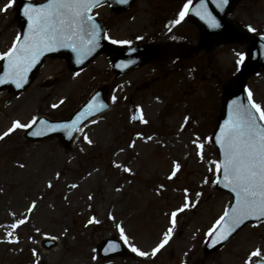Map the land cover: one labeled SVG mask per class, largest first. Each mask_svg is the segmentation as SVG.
I'll list each match as a JSON object with an SVG mask.
<instances>
[{
    "label": "rangeland",
    "instance_id": "obj_1",
    "mask_svg": "<svg viewBox=\"0 0 264 264\" xmlns=\"http://www.w3.org/2000/svg\"><path fill=\"white\" fill-rule=\"evenodd\" d=\"M21 2L11 0L4 11L10 0H0V55L21 33L16 17ZM186 3L137 0L120 14L108 5L95 11L108 25L109 37L157 50L156 59L122 77L113 73L109 55L76 74L65 59L47 58L25 92L0 94V136L16 121L30 125L39 116L67 118L103 84L110 85L111 98L110 110L81 129L71 151L56 139L27 141V127L0 140V264H254L264 259V221L248 224L221 250L204 255V243L231 201L216 186L219 158L211 137L247 46L223 43L193 55L199 29L187 14L175 23ZM231 17L251 36L264 37V0H239ZM50 78L59 81L43 87ZM249 91L264 108V71L249 80ZM134 110L141 115L138 124ZM172 213H177L175 226ZM93 218L98 223H89ZM165 234L168 243L153 255ZM112 237L130 252L135 247L147 255L101 259L98 246ZM45 239L56 247L46 250ZM257 250L260 255L252 256Z\"/></svg>",
    "mask_w": 264,
    "mask_h": 264
},
{
    "label": "snow or ice",
    "instance_id": "obj_2",
    "mask_svg": "<svg viewBox=\"0 0 264 264\" xmlns=\"http://www.w3.org/2000/svg\"><path fill=\"white\" fill-rule=\"evenodd\" d=\"M120 3H127L128 0H119ZM216 2V0H214ZM189 3L184 5V10L179 13L180 19L175 23L179 24L189 12ZM227 0H220L218 7L226 4ZM100 0H48L40 6H28L24 10V15L29 21V34L20 42V37L16 38V43L9 52L0 55V59L8 58L10 71L5 73V77H12L17 87H21L25 82L27 71L36 63L40 55L45 51L55 50L57 47H72L78 54L87 55L97 44L99 37V25L89 14L91 10L99 6ZM11 6V0L7 7ZM200 8L204 9L202 14H196L206 22L211 28H218L220 25L215 17L207 12L205 0H201ZM249 31H255L249 27ZM88 36L87 49H85L84 36ZM113 44L128 41H111ZM243 59V57H241ZM0 82H4L0 79ZM248 105L233 101L230 108L229 120L225 122V127L220 129V135L216 137L223 159L216 163L217 174H222V179L217 183H222L225 188L230 189L235 194V206L226 210L224 215L217 221H225L222 225L226 229L221 239L226 240L232 232L248 219L264 218V108L252 100V93L248 92ZM92 106L89 105V108ZM83 115V114H82ZM146 122V121H145ZM32 123H36L35 120ZM75 123V122H74ZM30 127V125L14 122L12 128L0 136V140L8 136L16 129ZM38 133H33L36 135ZM198 147L203 148V145ZM179 164L176 170H179ZM125 171H129L125 169ZM176 175L172 172L170 179ZM51 186V185H49ZM72 187H75L73 185ZM189 205L186 204L185 208ZM35 207V204L32 205ZM180 212L184 208L179 209ZM177 213H172V223L175 226ZM25 220H20L19 224H24ZM89 223H98L93 218ZM11 227L16 228L14 224ZM215 231V230H214ZM172 228L168 229V233ZM211 234V233H210ZM11 235V232H9ZM121 239L127 244V237L124 235L123 228L120 229ZM170 236L165 234L161 244L153 250V255L163 248ZM131 251L137 255L146 256L147 253L132 247ZM260 251L252 253V256H259Z\"/></svg>",
    "mask_w": 264,
    "mask_h": 264
},
{
    "label": "water",
    "instance_id": "obj_3",
    "mask_svg": "<svg viewBox=\"0 0 264 264\" xmlns=\"http://www.w3.org/2000/svg\"><path fill=\"white\" fill-rule=\"evenodd\" d=\"M228 1L226 4H223L222 7H218L220 0H216V2H214V0H205L206 10L208 12H210L211 15H213L219 23L222 24L223 29H227V30L231 29L232 27H231L230 23L225 20V16L233 9V6L235 4L234 0H230L229 2ZM128 2H129V0H128ZM200 4H201V1L194 8V10H193L194 14H196L197 11H200V12L202 11V9L200 8ZM31 6H35V5H31ZM195 21L199 24L200 28L202 29L204 39L207 38L208 35H212L214 33L219 32V30L211 31L212 28L208 29L209 26L206 22V19H202V21L195 19ZM231 31H233V28L231 29ZM241 32L238 28H236V27L234 28V34L236 36H238V37L243 36L244 37V34ZM84 46H85V49H87V47H89V45H87L86 42H85ZM105 46H106V44L103 41V36L99 32V37L97 40L96 47L91 52H89L87 55L78 54L77 52L73 51V49L71 47H58L56 49L60 51L59 55L67 56L71 63L76 62L77 59H80L81 60L80 64H83V63H87L90 59H92L94 57V55L97 53V51H104L107 47V46L106 47ZM263 48H264V44L262 42H260V40L254 41L253 45L249 48L247 61L243 65L240 74L238 76H236V78L234 79V82L236 83V85L226 95L225 105H224L225 106V117L220 121V126H219V129H218V132H217L215 138L220 135V129L222 127H225V122L229 120L230 108L233 107V101L248 105V98H247L246 91H245V84H246L248 77L251 74L259 71L261 68L264 67V63H262V53H261V50ZM146 57H147V52L145 50L141 49L138 53L137 52L136 53H134V52L130 53L128 56V59L129 60H140V63H142L143 61H145L147 59ZM125 65H127V63H123V62L121 63V67H125ZM8 71H10L9 67L6 69V66H5L4 72L2 73V79L4 82H1V85H4V86L10 85L16 92H18V91H21L22 89H24L27 86V84L30 83V81L32 80L31 73H34L35 70H33V66H32L27 71V73L25 75V82L22 84L21 87L16 86V83L13 82L12 77H5V73ZM0 88H2V87H0ZM95 102H96V99H93L91 101V103H88L89 105L92 106L91 108H89V105H88L84 109V111H82L77 116H75L69 123L61 124V127H63L66 130H68V129L75 130V128L78 127L89 116L94 115V114L102 111L103 108H100V107L93 105V104H95ZM40 125H47V126H49L50 129H56L59 126V125H53V124H46L45 121L40 122L39 126ZM221 154H222V152H221ZM222 158H223V155H222ZM219 186L224 188V189H228V188H225L222 183H219ZM228 190H230V189H228ZM234 206H235V204H234ZM252 220L256 221L257 219L246 220L243 224H241L238 228H236V230L234 232H232L231 235H229L226 240L221 239V237L225 234V231H226V229L224 227H221V229L213 235L212 243L208 246L207 253H210L214 249L219 248L242 225H244L246 222L252 221ZM224 224H225V221L222 225H224ZM258 264H264V263L260 262Z\"/></svg>",
    "mask_w": 264,
    "mask_h": 264
}]
</instances>
